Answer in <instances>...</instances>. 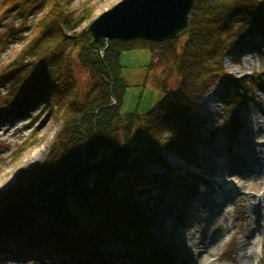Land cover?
<instances>
[{
  "label": "trees",
  "instance_id": "obj_1",
  "mask_svg": "<svg viewBox=\"0 0 264 264\" xmlns=\"http://www.w3.org/2000/svg\"><path fill=\"white\" fill-rule=\"evenodd\" d=\"M21 1L0 0V11L20 10ZM34 1L32 13L43 11L33 38L12 69L1 70L0 84L13 80L10 105L20 113L47 99L62 129L45 161L21 172L17 184L0 194V238L50 241L53 249H44L50 258L98 264L96 249L116 237L134 251L141 244L145 258L142 253L139 258L147 260L152 244L145 215L132 200L134 188L150 180L148 165L163 164L162 151L194 157L189 148L200 142L202 120L193 104L210 86L218 82L225 95L238 94L239 84L228 81L222 59L245 38L264 41V0H194L188 27L176 38L109 41L107 48L85 30L75 33L79 22L64 9L68 0ZM137 49L150 54L145 81L151 79L159 99L144 114L122 115L119 58ZM76 69L87 76L85 92L78 87ZM165 133L175 141L164 142ZM0 252L30 255L21 245L12 250L3 245Z\"/></svg>",
  "mask_w": 264,
  "mask_h": 264
},
{
  "label": "rangeland",
  "instance_id": "obj_2",
  "mask_svg": "<svg viewBox=\"0 0 264 264\" xmlns=\"http://www.w3.org/2000/svg\"><path fill=\"white\" fill-rule=\"evenodd\" d=\"M25 1L20 2V10L0 11V74L3 68L12 69V61L29 45L33 26L42 14V9L41 14L32 13L34 0ZM120 1L68 0L64 9L79 22L74 27L78 34ZM65 31L70 35L69 30ZM149 61L150 54L144 49L121 53L125 93L120 114H144L159 99L151 79L145 81ZM222 61L228 81L239 84L238 94L225 95V88L218 82L210 86L193 105L202 120L200 142L189 148L194 157L185 161L178 152L162 151L163 164L148 165L145 174L150 180L134 188L132 200L145 215L151 251L165 254L161 260L155 257L148 263L165 264L169 258L175 264H264V41L245 38ZM75 79L80 91L85 92L86 74L76 69ZM12 83L9 78L0 84V194L17 184L21 172H30L45 161L62 129L61 119L47 109V99L29 105L21 113L13 108ZM162 140L175 138L165 133ZM232 150L237 156L231 155ZM231 156L238 169L247 161L245 172L252 174L250 180L246 176H241L240 182L231 178L236 170L234 162L228 163ZM217 186L219 190L214 189ZM206 190L212 192L210 203ZM226 192L230 195L228 201L219 203L218 197ZM200 199L207 207L202 208ZM162 212L182 218L179 226H173L176 234L172 240L161 241L153 232ZM4 239L0 238V246L12 250L25 245L23 249L34 257L0 253V264H61L44 254L45 248L53 249V242L24 236ZM138 247L144 257L143 246ZM140 249L124 248L112 237L96 249L98 264H143L136 252Z\"/></svg>",
  "mask_w": 264,
  "mask_h": 264
},
{
  "label": "water",
  "instance_id": "obj_3",
  "mask_svg": "<svg viewBox=\"0 0 264 264\" xmlns=\"http://www.w3.org/2000/svg\"><path fill=\"white\" fill-rule=\"evenodd\" d=\"M193 3L194 0H121L96 17L87 33L95 43L104 41L105 48L109 41L162 43L186 30Z\"/></svg>",
  "mask_w": 264,
  "mask_h": 264
},
{
  "label": "bare ground",
  "instance_id": "obj_4",
  "mask_svg": "<svg viewBox=\"0 0 264 264\" xmlns=\"http://www.w3.org/2000/svg\"><path fill=\"white\" fill-rule=\"evenodd\" d=\"M195 104V103H194ZM193 104V105H194ZM192 154V153H191ZM193 156H194V153L192 154ZM231 155L232 156H237L236 155V152H234L233 150H232V153H231ZM232 156L230 157V159H229V161H228V163H233L234 162V165H235V168H236V170H235V172H233V173H231L230 174V176H231V178H233V179H236L237 181H239L240 182V179H241V176H246V178H248L249 177V180L251 179V175H249V172H247L248 173V175L246 174V167H247V161L245 160V162H244V164L243 165H240V168L238 169V167H237V164H236V162L237 161H234L233 159H231L232 158ZM167 160L168 161H170V162H174L175 161V159L174 158H172V157H167ZM240 160V159H239ZM232 161V162H231ZM244 161V160H243ZM233 165V166H234ZM230 168L231 167H228V170H230ZM234 168L232 167V169L231 170H233ZM241 170H243V171H241ZM251 172H253V170H252V168H251ZM246 174V175H245ZM246 181H247V179H246ZM214 189H216V190H219V187L217 186V187H215ZM221 191V193H223V190H220ZM209 192V193H208ZM210 194H212V192H210V190H206V194L205 195H208V196H211ZM230 195L229 194H227V192L223 195V197H218V198H221L222 200H226V201H228V197H229ZM204 199L205 198H207V197H203ZM208 198H210L209 199V203L210 202H212L213 201V197L211 196V197H208ZM241 198V197H240ZM204 199H200L199 201H200V205L202 206V208H205V207H207V205H205L204 203L206 202ZM219 203H220V201H219ZM182 220V218H180V217H178V215L176 214V216L175 217H169L168 216V214L166 213V212H162V214L159 216V218H158V220H157V224L153 227V232H155V234H157L158 236L157 237H159L160 238V240L162 241V239L163 240H169V238L172 240L173 238H172V236H175V234H176V231L174 230V228H173V226H175V225H177V226H179V221H181ZM20 245V244H19ZM25 247V245L22 247V248H24ZM24 250V249H23ZM25 252L26 253H30L27 249L25 250ZM47 256V258L49 257L48 255H46ZM138 262V261H137ZM139 263V262H138ZM109 264V263H108ZM165 264H175V262H174V259H166V261H165Z\"/></svg>",
  "mask_w": 264,
  "mask_h": 264
}]
</instances>
